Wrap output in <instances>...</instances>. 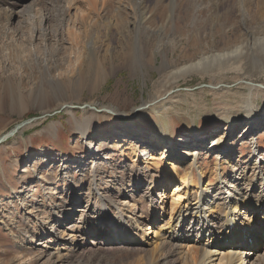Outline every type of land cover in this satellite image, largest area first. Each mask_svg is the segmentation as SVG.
Wrapping results in <instances>:
<instances>
[{"label":"rangeland","instance_id":"374dc122","mask_svg":"<svg viewBox=\"0 0 264 264\" xmlns=\"http://www.w3.org/2000/svg\"><path fill=\"white\" fill-rule=\"evenodd\" d=\"M254 1L249 0L253 5ZM196 3L192 0H16L14 8L19 14L9 19L4 11L9 4L0 0V9H4L0 11L3 13L0 15V135L24 120L37 117L0 143V264H140L142 260L141 264H182L175 256L167 261L163 255L145 251L136 257L132 245L121 242L98 246L88 243L84 249L59 261L30 244L42 219L47 217L49 221L59 201L66 197H62L65 181L79 194L87 191L93 174L106 181L114 176L129 181L124 169L132 166L131 162L112 145V139L98 152L96 160L90 159L88 142L93 140L96 147L101 133L107 134L111 128L99 115L95 125L94 119L90 122L92 126L83 137L77 124L83 122L84 108L101 114L106 111L104 107L112 106L127 113L144 100L152 101L169 92L165 103L154 109L144 106L146 111L140 116L126 118L124 113L115 116L118 139L127 132L128 122L132 121L140 130L136 133L145 139L150 137L155 124L162 123L169 127L172 145L179 150L182 151L186 141L193 146L199 144L197 160L204 170L224 162L226 180L232 181L233 169L237 171L255 161L264 165V114L258 115L254 128L250 125L244 131L245 119L229 123L218 112L224 104L227 107L240 101L246 92L245 84L261 83L263 74L247 73L236 80L233 71L215 75L193 72L176 82L165 81L163 77L175 66L230 48L244 37L243 29L247 25L240 21L246 14L244 2L242 7L239 0L241 9H238L237 0H209V6L202 11L198 9L203 4L197 8ZM74 10L76 13L72 14ZM90 42L96 43V48L92 52L86 49L87 53L81 50L83 57L72 65L71 55ZM102 56L106 77L95 91H90L88 84L92 69L95 71V59ZM127 57H134L129 65ZM44 63L49 66L47 71L43 69ZM75 65L80 73L75 72ZM67 103L73 104L72 116L62 107ZM90 103L94 106L90 107ZM54 124L57 135L50 133ZM248 129L252 130L250 135H246ZM198 140L201 143L194 144ZM225 149L229 152L227 160ZM183 152L186 153L180 156L181 160L184 158L183 164L190 163L193 157ZM23 168L26 170L22 171ZM53 176L58 178L57 186L48 184ZM260 181L261 178L248 176V182ZM200 184L209 188L214 201L231 196L223 190L215 192L219 185L217 178L206 175ZM147 186L146 183L142 188ZM80 195L77 202L84 206L86 197ZM29 210L32 214H26ZM161 212L158 208L157 215ZM189 221L190 218L185 226ZM183 235L191 238L194 234ZM263 250L264 246L256 251L249 249L246 255H251L253 260L254 252Z\"/></svg>","mask_w":264,"mask_h":264},{"label":"bare ground","instance_id":"6f19581e","mask_svg":"<svg viewBox=\"0 0 264 264\" xmlns=\"http://www.w3.org/2000/svg\"><path fill=\"white\" fill-rule=\"evenodd\" d=\"M2 2L9 4L6 10L1 8L6 11L7 18L11 19L19 14L14 8L16 0H2ZM193 2H197V8L204 3L207 4L202 5L199 11L209 6V0H192ZM240 2L242 7L244 2L243 9L246 10L245 16L243 15L240 21L247 25L243 29L244 37L241 42L225 50L203 54L197 59L173 67L163 76L166 78L165 81L176 82L193 72L215 75L216 72L233 71L235 79L247 73L252 74V72L264 75V0H255L254 5L250 4L249 0H240ZM237 4H239L238 9H241L239 0ZM71 13H76V10ZM249 14L250 16L246 19V15ZM246 21L251 24L256 22V25L248 24ZM95 45L96 43L93 42L82 45L76 55H71L72 65L83 57L81 50L87 53L86 49H89L92 52V49L96 48ZM133 58L127 57V65L132 63ZM95 60V71L93 72L92 69V80L88 84L90 91H95L97 89L95 87L106 77L104 57ZM48 68L49 66L44 63L43 69L47 71ZM74 68L75 72L80 73V68H76V65ZM245 87L246 92L243 96L241 95L240 101H237L235 105L229 104L227 107L224 104L218 109L221 118L229 123L245 119L247 125L244 131L250 125L254 128L258 115L264 114V79L259 84L253 81L247 82ZM169 94L168 92L162 97H154L152 101L144 100L138 107L127 113L112 106L104 107L106 111L101 114L95 110L89 112L88 109H83V122L77 124L83 137L87 136L89 127L92 126L90 122L94 119L95 125L99 115L107 121V126L111 128L109 133H101L99 144L96 147L92 144L93 140L88 142L89 153L87 154L90 159L96 160L98 152L104 150L112 139V145L119 150L123 158L131 162L132 166L124 169L128 172L129 181L126 182L121 177L116 178L115 176L106 181L104 178L98 179L96 174H93L87 191L80 193L86 197L87 204L84 206L77 202L82 195L74 193L69 185H66L68 181H65V194L62 197H66L59 201V207L51 215L49 221L47 217L42 219L38 225L39 231L35 233L36 237L30 241V244L40 248L39 251L42 254L55 256L54 258L58 261L76 253L80 248L84 249L88 243L98 246L121 242L127 246L132 245L130 248L136 251V257L138 253L145 251L150 252V255H163L167 261L168 259L172 261L169 257L175 256L182 260V264H213V262L216 264H264V250L262 253L254 252L256 255L253 260H251V255H246L249 254L247 253L249 249L256 251L264 246V179L262 177L264 165L261 162H251V165L239 168L237 171L233 169L231 181L226 180V172L222 170L224 163L222 161L207 171L200 166L197 160L200 140L194 143L198 144L196 146L189 145L190 143L186 141L182 146V151L177 146H173L169 138L170 129L165 124H155L154 131L152 130L150 137L145 139L136 133L140 130L131 124V121L126 124L128 127L125 126L127 132L122 129L124 132L122 139H118L115 116L123 113L126 118L133 117V115L140 116L146 111L144 106L148 108L151 106V109H154L165 103ZM72 105L67 103L62 107H66V111L73 115ZM88 105L94 106L91 103ZM57 131L55 124L52 125L50 133L57 135ZM251 131L248 129L246 135H250ZM96 134L99 133L96 132ZM191 146L193 150L190 151ZM183 150L193 157L188 164H183L184 158L183 160L180 158L181 154L185 153ZM224 152L227 160L229 152L226 149ZM40 155L42 153L36 154V156ZM82 166L80 164V169ZM65 167L67 168L66 165ZM195 170L198 171L197 175H195ZM248 173L251 177L261 178V181L259 183L248 182ZM206 175L208 178L219 179V185L215 188L216 193L223 190L231 196L221 197L216 201L210 198L209 188L202 187L200 184ZM57 182L58 178L53 176L48 184L57 186ZM146 183L148 186L142 188ZM69 184H71L70 181ZM208 184L207 182L206 185ZM19 201L20 204L24 202L22 198H19ZM158 208L162 211L161 215H157ZM26 214H32L31 210ZM189 218L190 223L185 226ZM192 220H194L193 225ZM50 223L53 224L49 225ZM231 223L234 224V228H229ZM185 232L194 235L188 238L183 235ZM148 246L152 247L147 249ZM143 261L140 262L143 263Z\"/></svg>","mask_w":264,"mask_h":264},{"label":"water","instance_id":"95a60500","mask_svg":"<svg viewBox=\"0 0 264 264\" xmlns=\"http://www.w3.org/2000/svg\"><path fill=\"white\" fill-rule=\"evenodd\" d=\"M37 117H33L27 120H24L18 124H16L12 129H10L8 132H6L5 134L0 136V143H2L6 138L14 135L19 128H21L22 126H24L25 124H27L28 122L35 120Z\"/></svg>","mask_w":264,"mask_h":264}]
</instances>
